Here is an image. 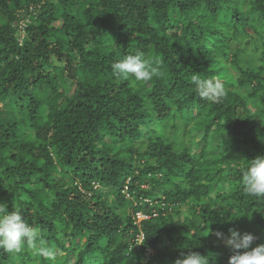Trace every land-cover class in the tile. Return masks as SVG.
I'll return each instance as SVG.
<instances>
[{
    "label": "trees",
    "instance_id": "1",
    "mask_svg": "<svg viewBox=\"0 0 264 264\" xmlns=\"http://www.w3.org/2000/svg\"><path fill=\"white\" fill-rule=\"evenodd\" d=\"M137 51L159 74L114 75ZM193 73L224 81L221 103ZM261 154L264 0H0V202L58 253L0 264H228L216 231L264 243L240 180Z\"/></svg>",
    "mask_w": 264,
    "mask_h": 264
},
{
    "label": "clouds",
    "instance_id": "2",
    "mask_svg": "<svg viewBox=\"0 0 264 264\" xmlns=\"http://www.w3.org/2000/svg\"><path fill=\"white\" fill-rule=\"evenodd\" d=\"M111 68L118 78L129 80L131 77L136 82L151 81L159 74V69L154 66L153 61L139 51L117 60ZM189 81L202 100L219 104L226 96L225 83L219 77L209 78L193 73ZM240 180L249 197L264 198V154L245 160L240 167ZM138 214L141 215L140 218ZM148 217L149 215L138 212L135 215V222L139 224L142 219ZM28 221L29 218L23 215L19 205L9 210L5 202H0V248L14 255L22 253L27 248L35 256L54 262L58 254L56 248L49 245L41 232ZM141 234L143 238V233L140 232L137 236L138 242ZM214 234L231 252L228 264H264V243L254 244L255 238L251 233L230 228L227 235L220 231ZM173 264H209V261L204 255L189 251L186 254L182 253Z\"/></svg>",
    "mask_w": 264,
    "mask_h": 264
},
{
    "label": "built area",
    "instance_id": "3",
    "mask_svg": "<svg viewBox=\"0 0 264 264\" xmlns=\"http://www.w3.org/2000/svg\"><path fill=\"white\" fill-rule=\"evenodd\" d=\"M140 217H141V215L138 214V218H140ZM141 239H142V234L140 235V237L138 238V240L141 241Z\"/></svg>",
    "mask_w": 264,
    "mask_h": 264
},
{
    "label": "bare ground",
    "instance_id": "4",
    "mask_svg": "<svg viewBox=\"0 0 264 264\" xmlns=\"http://www.w3.org/2000/svg\"><path fill=\"white\" fill-rule=\"evenodd\" d=\"M142 225V224H141Z\"/></svg>",
    "mask_w": 264,
    "mask_h": 264
}]
</instances>
